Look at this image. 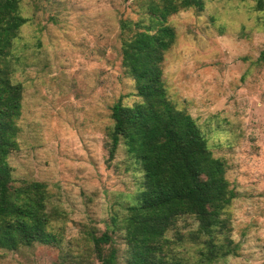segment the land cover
<instances>
[{
    "label": "rangeland",
    "instance_id": "rangeland-1",
    "mask_svg": "<svg viewBox=\"0 0 264 264\" xmlns=\"http://www.w3.org/2000/svg\"><path fill=\"white\" fill-rule=\"evenodd\" d=\"M256 1L202 0V10L167 19L176 35L161 66L167 97L196 121L235 193L223 216L235 252L214 264H264V8ZM149 2L21 1L27 21L11 76L22 86L21 116L8 163L14 179L46 185L59 243L0 249V264H100L90 236L105 232L125 264L124 223L142 175L122 143L108 160L106 143L111 107L137 101L121 66V22L149 25ZM196 228L184 217L166 235L174 243L183 235L176 252L188 262Z\"/></svg>",
    "mask_w": 264,
    "mask_h": 264
},
{
    "label": "trees",
    "instance_id": "trees-1",
    "mask_svg": "<svg viewBox=\"0 0 264 264\" xmlns=\"http://www.w3.org/2000/svg\"><path fill=\"white\" fill-rule=\"evenodd\" d=\"M21 1L0 0V249L9 251L59 243L50 228L46 185L14 179L8 163L18 149L21 116L22 86L11 78L13 43L27 21L19 13ZM192 7L202 10V0H150L149 25L121 22V66L134 82L137 101L126 106L118 100L111 107L106 148L113 160L122 143L142 175L124 223L125 264H214L235 252L223 218L235 198L226 165L213 157L196 121L171 103L162 80L164 54L176 39L167 19ZM263 8L264 0H257L256 9ZM184 217L197 222L189 234L198 243L196 258L189 262L176 252L183 235L177 233V243L166 237ZM90 241L100 264H118L106 232Z\"/></svg>",
    "mask_w": 264,
    "mask_h": 264
}]
</instances>
